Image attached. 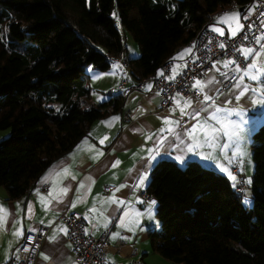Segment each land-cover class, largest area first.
I'll use <instances>...</instances> for the list:
<instances>
[{"label":"trees","instance_id":"1","mask_svg":"<svg viewBox=\"0 0 264 264\" xmlns=\"http://www.w3.org/2000/svg\"><path fill=\"white\" fill-rule=\"evenodd\" d=\"M254 0H0V187L9 199L36 186L97 120L124 98L91 99L88 66L108 71L125 57L117 23L140 54L132 77L156 75L208 18ZM253 203H242L228 176L197 160L163 159L146 192L156 199L160 230L153 252L174 264H264V121L251 143Z\"/></svg>","mask_w":264,"mask_h":264},{"label":"crops","instance_id":"2","mask_svg":"<svg viewBox=\"0 0 264 264\" xmlns=\"http://www.w3.org/2000/svg\"><path fill=\"white\" fill-rule=\"evenodd\" d=\"M255 7V0L243 12L229 6L211 16L209 27L233 37L240 32L244 15ZM258 42L259 49L245 68L240 70L227 58L217 61L196 81L202 96L193 100L177 93L166 114L157 113L161 97L148 77L137 81L127 70L129 74L99 87L107 90L103 101L121 95L122 109L95 121L88 135L55 161L26 194L9 199L0 187V264L39 225L48 231L34 264H77L67 225L60 218L63 211L82 213L89 234L104 236L110 244H124L122 255L106 253V259L115 264L132 259L142 264H174L151 247L149 236L159 228V220L156 199L146 192L150 172L163 159L180 165L197 160L228 176L233 185L240 176L244 180L241 172H246L244 152L248 157L251 151L249 136L264 120V31ZM192 53L190 42L179 47L153 76L162 75L167 65L165 78L174 79ZM124 59L114 62L126 67ZM231 73L235 79L222 89L217 76ZM235 166L238 173L233 171ZM115 177L118 183L106 191L105 184Z\"/></svg>","mask_w":264,"mask_h":264},{"label":"built area","instance_id":"3","mask_svg":"<svg viewBox=\"0 0 264 264\" xmlns=\"http://www.w3.org/2000/svg\"><path fill=\"white\" fill-rule=\"evenodd\" d=\"M256 7L253 12L243 17V26L238 34L228 37L216 33L209 27L211 15L200 32L190 41L193 53L186 60V64L178 75L172 80H167L165 74L169 66H164V72L160 76H150L154 90L161 97V107L158 114H166L167 108L173 104L175 94L180 93L193 100H198L202 92L195 86L196 81L202 78L213 65L223 59H231L240 70L246 67L248 61L259 49V36L264 31V0H255ZM122 61V60H121ZM124 63L127 60L124 59ZM222 89L227 88L235 79L233 73L218 75ZM141 88V86H138ZM128 119V115L124 116ZM238 173V166L233 168ZM119 178L115 177L105 184L108 191L116 186ZM245 185L240 176L235 186L237 192H243ZM46 188V187H44ZM60 218L68 229V242L71 254L77 264H115L106 259V253L115 251L122 255L120 250L124 246L122 242L110 244L104 236H93L87 231L84 215L78 211H63ZM48 228L39 225L36 231H29L20 240L13 256L1 264H34L42 242L47 235ZM127 264H142L138 259H132Z\"/></svg>","mask_w":264,"mask_h":264},{"label":"rangeland","instance_id":"4","mask_svg":"<svg viewBox=\"0 0 264 264\" xmlns=\"http://www.w3.org/2000/svg\"><path fill=\"white\" fill-rule=\"evenodd\" d=\"M117 26L121 32V35L124 40V45L126 48L125 56L126 59L135 58L140 54V49L136 41L133 39L130 32H128L126 29L122 28L119 23H117ZM123 59V58H121ZM128 68L125 67V64H118L113 62L111 64V68L108 71H99L92 66H88L86 69V74L89 79V83L92 87V94L91 99L93 102L103 101L104 92L106 93L107 90H101L102 86H108L109 82L112 80H115L116 78H119L124 73L129 74L127 71ZM102 82V84H101ZM107 99V98H105ZM264 121V120H263ZM261 125V124H260ZM259 125V126H260ZM258 126V127H259ZM252 131V134L249 136V139L253 138V133L257 130ZM10 134V129H4L0 131V140L8 137ZM248 158V159H247ZM247 164H246V172H241L242 175H244L243 183L245 185L243 189V195H242V203L243 205L247 207H251L253 203V191H252V181H253V173H254V162L252 159V151H250V155L247 157V152H244V158H243ZM159 220V219H158ZM160 221H159V228L157 230H160Z\"/></svg>","mask_w":264,"mask_h":264},{"label":"water","instance_id":"5","mask_svg":"<svg viewBox=\"0 0 264 264\" xmlns=\"http://www.w3.org/2000/svg\"><path fill=\"white\" fill-rule=\"evenodd\" d=\"M240 10H242V9L240 8Z\"/></svg>","mask_w":264,"mask_h":264}]
</instances>
